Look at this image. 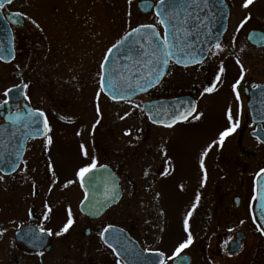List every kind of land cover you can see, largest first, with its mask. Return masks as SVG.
Masks as SVG:
<instances>
[{
	"label": "flooded vegetation",
	"instance_id": "af4514ba",
	"mask_svg": "<svg viewBox=\"0 0 264 264\" xmlns=\"http://www.w3.org/2000/svg\"><path fill=\"white\" fill-rule=\"evenodd\" d=\"M92 1L99 30L88 24L86 0L0 6L13 50L0 60L8 82L0 92V264H124L103 233L151 254L141 261L130 251L135 264H264L254 212L264 171V0H223L225 29L205 56L169 58L155 84L127 99L123 59L109 63L110 48L136 26L153 25L162 39L163 28L153 10L126 30L119 16L109 42L107 0ZM176 98L191 113L169 125L143 109ZM205 123L222 132L206 147ZM181 129L189 141L177 138ZM107 189L116 201L99 216L80 211L88 194L90 208L107 202ZM171 189H195V210L182 222L170 218Z\"/></svg>",
	"mask_w": 264,
	"mask_h": 264
},
{
	"label": "water",
	"instance_id": "95a60500",
	"mask_svg": "<svg viewBox=\"0 0 264 264\" xmlns=\"http://www.w3.org/2000/svg\"><path fill=\"white\" fill-rule=\"evenodd\" d=\"M10 1L0 0V6ZM136 7L142 13L153 10L163 28L164 38L159 37L153 25H139L110 48L107 55L109 63L119 57L123 59L122 64H117L118 68H123L124 89L131 92L125 93L124 99L155 84L163 74L169 58L185 64L205 56L207 50L219 41L225 29L227 16L223 0H158L155 4L152 0H139ZM12 57L11 33L0 14V60L5 62ZM114 64L111 66L116 68ZM181 104L180 98L160 99L144 103L143 109L151 120L169 125L183 120L191 113L182 111ZM170 106L175 110H169ZM0 130L4 131V128L1 127ZM1 138L3 136H0V146L4 144ZM0 169L6 172L4 167ZM98 170L95 168L89 170L84 178L96 174ZM112 191L113 189H107V202L98 203L99 208H90V203L94 202V199L89 194L86 195L79 206L80 211L93 217L99 216L107 206L116 201ZM254 212L264 230V171L256 180ZM103 234V241L124 264H135L136 257L142 261L151 255L149 252L141 251L128 238H125L122 244ZM130 251L139 254L135 257ZM181 259L182 257H177L175 264H179Z\"/></svg>",
	"mask_w": 264,
	"mask_h": 264
},
{
	"label": "rangeland",
	"instance_id": "374dc122",
	"mask_svg": "<svg viewBox=\"0 0 264 264\" xmlns=\"http://www.w3.org/2000/svg\"><path fill=\"white\" fill-rule=\"evenodd\" d=\"M136 1L137 0H107V10L109 15V18L107 20V34L105 36L107 41L110 42V40H112L113 37L112 33L114 32L113 26L116 25V20L118 19L119 16L122 18L124 30L148 18V16L140 15L138 13L137 9L135 8ZM86 2H87V9L85 15L87 17L88 24L91 26L93 25L94 27L97 28V30H99V27L105 25L103 19L100 18L101 12L99 10V7L92 0H86ZM7 84L8 82L5 79V68L0 63V92ZM219 130L221 129H213L208 127L206 123L203 125L202 140L204 147H206L210 143V140L212 138L219 137L221 135L222 132ZM181 137L187 138L188 141L190 140L189 139L190 137H185L182 134V129L177 133V138L180 139ZM204 164H206V158ZM188 165H190L189 157H188ZM190 173L191 172L187 171L184 174L187 175L186 177H184V179H187V182L195 181V177L190 176L194 174H190ZM207 181L208 178L205 175L204 185L207 184ZM208 195H209L208 189H203L204 201L207 199ZM195 201H196L195 189H171L169 215L172 222H180V221L182 222L188 219L195 210L194 208ZM133 214H134L133 210H129V215L133 216Z\"/></svg>",
	"mask_w": 264,
	"mask_h": 264
}]
</instances>
